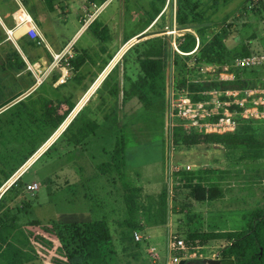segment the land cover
Wrapping results in <instances>:
<instances>
[{
  "label": "rangeland",
  "instance_id": "1",
  "mask_svg": "<svg viewBox=\"0 0 264 264\" xmlns=\"http://www.w3.org/2000/svg\"><path fill=\"white\" fill-rule=\"evenodd\" d=\"M200 1L202 5L200 12L203 19L199 24H209L202 27L206 28L202 30L206 43L218 35L225 40L230 51H239V55L232 58L234 61L243 57H256L260 61L251 68L234 69L238 70L235 75L238 74L242 79L249 81L252 88L238 92L236 97L239 102L245 100L246 107L250 110L245 114L247 116L245 118L236 116L237 129L241 128L253 133L262 143V150L258 153L259 156H251L234 146L212 145L186 148L171 143V124L180 122L177 118L172 121V92L178 89L175 91L179 93L176 97L179 99L182 97L183 89H188L187 81L188 83H195L199 80L206 82L207 78L220 81V69L215 68V72L214 70L202 72L193 64L190 57L176 54L173 47L174 42L177 43L178 39L187 32L177 23L178 0L176 5L174 2L170 5L166 2L162 7L160 15L162 18L149 31H146V28L155 14L157 0H114L106 10L108 13L115 10L123 13L121 21H124L126 38L132 40L125 48L127 54L120 61L118 75L122 76V68L125 67L132 79L135 81L138 79L141 73L138 61L149 46V41L162 37L167 49L166 81L162 87L161 96H151L153 105L149 110L137 100L124 102L123 95L113 98L111 104L115 107L118 104L125 106V111H121L120 118L123 124L118 128L126 139L125 168L121 175L113 168L109 170L107 176L98 178V182L94 184L95 196L108 208L110 220H123L122 218L126 216L123 201L126 184L134 191L138 205L142 209L139 214L141 217L137 220L145 223L140 228L143 234L151 240L145 241L144 245L148 248L151 243L155 245L152 254L147 251L141 253L139 250L132 254L129 250L122 252V244H117L119 255L116 256L114 264H169L170 235H179L188 242V236L196 231L200 233L240 231L247 226L246 216L248 217L253 210L262 207L264 203V0ZM63 3L61 0L56 2V11L49 13L43 0H0V16L4 20L8 17L5 21L9 28H13L12 15L19 8V4H23L36 23L38 20L43 23V31L45 30L44 34L48 40L58 34L60 39L68 42L79 25H75L77 15L74 9L65 16ZM103 3L104 0H91L90 13H95ZM130 30L134 33L131 34ZM122 31V29L119 31L115 29L116 35L109 36L115 47L120 44L118 39L121 38ZM135 31L142 33L137 36ZM190 31L198 36L197 31ZM108 33L110 34L106 29L105 35L107 36ZM7 38L6 34L0 33V103L19 88L18 84L7 76L13 73L8 57L16 50L12 42H7ZM17 41L19 46L26 48L30 53L34 52L33 56L40 47L23 35H20ZM121 42L125 44L124 39ZM198 45L199 39L197 40ZM243 48L248 51V56H240ZM173 64H176V72L173 70ZM180 81H184L186 86H181ZM216 98L206 97L211 101ZM210 108H215V106L211 104ZM110 114L111 112L107 115ZM109 117L111 122L116 116L110 115ZM2 122L5 123V119H2ZM111 124L115 126V123L111 122ZM19 126L25 128L23 123ZM13 130L8 129L5 137H0V169H4L7 174L36 144L33 138L25 142L21 141V137L18 136L21 133L20 127H16L15 132ZM12 132L16 141L8 136ZM22 134L25 135L28 132L23 130ZM113 146L109 148L108 157L89 156L88 162L77 163L78 169L83 165L90 164L95 167L110 162ZM51 156L52 154L47 155L23 178L25 183L36 182L40 186V189L34 193L35 196L26 194L29 215L23 217V221L35 219L43 222L52 220L57 222L63 219L89 218L92 202L85 198V188L71 189L68 187L64 192L62 187L67 186L71 178L68 174L61 179L56 178L62 175L60 169L63 170L64 165H69L70 156H64L62 160L56 162L48 160ZM106 158L109 160L100 161ZM91 173L100 174L99 171L89 172ZM48 178L53 180V185L50 181L48 182ZM91 178L83 176L79 181L81 184L85 182L88 184ZM189 178H194L197 182L220 185L224 196L210 203H197L190 190L186 188ZM188 245L196 251L197 259L183 260L180 264H204L206 260L214 259V255L226 247L227 241L216 239ZM33 264L48 263L41 258Z\"/></svg>",
  "mask_w": 264,
  "mask_h": 264
},
{
  "label": "trees",
  "instance_id": "2",
  "mask_svg": "<svg viewBox=\"0 0 264 264\" xmlns=\"http://www.w3.org/2000/svg\"><path fill=\"white\" fill-rule=\"evenodd\" d=\"M48 9L54 11L55 3L59 0H43ZM93 1V0H92ZM157 7L154 9V16L150 24L154 22V28L158 21L162 18V7L167 0H157ZM253 1V0H251ZM200 0H178L177 23L181 28H186L191 24H199L202 22V13ZM159 18V19H158ZM149 24V25H150ZM206 28L194 29L198 36L191 31H187L178 39L179 56L190 57L193 64L199 69L205 66H217L222 71L226 64L232 63L235 56L239 55V51H230L225 40L216 35L210 42L205 41L204 31ZM26 29H23L25 32ZM99 37L104 39L100 34ZM199 45L197 46V40ZM240 56H248L249 53L245 48ZM166 43L162 37H158L149 41V46L141 54L139 64L141 74L136 81L132 82L131 88L125 93V98L136 97L149 110L153 105L151 96H161V90L166 81L167 62H166ZM15 58L19 59L17 53L8 57V62ZM245 58V57H243ZM232 59V60H231ZM231 60V61H230ZM19 66L24 70L26 65L20 59ZM173 70L176 72V64H173ZM235 76L233 80H220L211 82L192 83L187 81L181 82V86H186L192 93V99L199 101L206 98L199 92L217 89L221 92L236 91L242 92L251 88V83L242 79L238 74V70L234 68L229 71ZM110 77V76H109ZM108 77V78H109ZM108 78L104 82H108ZM103 84V85H104ZM178 90V89H177ZM116 94L115 92L112 95ZM224 97V98H223ZM223 100L227 97L224 95ZM74 105L70 104L69 109L62 115L58 116L51 123L52 129L56 130L67 119L73 111ZM235 110H242L239 106L234 107ZM51 114H56L57 109H50ZM180 121V120H179ZM75 124H81L82 128L78 129L80 139H85L93 134L98 125L87 120L84 113H80L74 120ZM121 131H117L113 152L111 153V161L98 166L99 177L90 180L91 186L85 197L91 202V215L84 219H63L61 221L52 220L43 222L41 220H27L22 222V218L29 214L27 208L8 209L0 218V264H30L34 263L42 255H50V251L54 254L50 258L51 264H114L116 262L117 252L115 249L113 237L109 227L110 216L106 205L96 199V187L94 184L98 182V178H104L109 174L110 169H115L118 174H122L125 168L126 160V139ZM173 143L175 146H183L193 148L198 146H234L240 148L246 154L251 156H259L262 150V143L250 131L241 128L235 132L225 133H190L187 134L182 121L176 123L173 130ZM78 141V139H75ZM16 170L12 171L13 174ZM9 177V175H8ZM7 177V178H8ZM1 186V182H0ZM126 192L123 196L124 209L126 216L122 218L129 227H136L138 215L142 212L133 190L125 184ZM197 203L205 204L221 199L224 196L222 187L216 183L206 184L203 181H195L194 178L187 179V185ZM3 203L0 202V210ZM29 204H27V207ZM23 216V217H22ZM247 226L240 231L224 232V233H200L198 231L188 236V244H197L198 242H207L209 240H225L226 247L221 252V260L227 264H264V203L263 206L253 210L248 217L246 216ZM30 227H36L43 230L46 234L52 235L58 239V244L46 237L35 234ZM40 250V251H39Z\"/></svg>",
  "mask_w": 264,
  "mask_h": 264
},
{
  "label": "crops",
  "instance_id": "3",
  "mask_svg": "<svg viewBox=\"0 0 264 264\" xmlns=\"http://www.w3.org/2000/svg\"><path fill=\"white\" fill-rule=\"evenodd\" d=\"M61 1H63V5H65V16L70 14L74 9L77 15L75 25H79L68 42L60 39L58 34H56L53 39L48 40L47 36L44 34L45 30L43 31V23L40 22V20H38L37 25L44 36L46 46H40L35 52L36 56L32 55L34 52L30 53L26 48L19 46V43L16 46L7 38V42H12L16 47V50L14 49L16 52L13 51L11 55L13 56L15 53L19 55L18 60L13 58L12 61L9 62L13 73L7 76L9 79L16 82L19 88L0 103V137H5L8 129H14L13 132H15L16 127H20L21 133H19L18 136L21 137V141L25 142L27 139L31 140V138H33L36 144L30 152L17 162L18 164L16 163V166L10 169L9 174L5 173L4 169H0V202L3 203L2 209L0 210V218L8 209H29V207L26 206L28 204L25 199L26 194L35 196L34 193L40 189V186L37 191H29L27 186L36 182L25 183L23 178L34 166L49 154H52V156L48 158L51 162L62 160V158L67 155L70 156L69 165H64L63 170L60 169L62 175L56 176L57 179H61L64 175L68 174L71 178L67 186H61L62 190L65 192L68 187L71 189L74 187H83L85 188L86 194L88 186L92 184L90 182H88V184H86V182L85 184H81L79 180L83 176L92 177L91 179L99 177L100 174H89L91 171L98 172V166L94 167L89 164L83 165L78 169L77 163L83 161L88 162L89 156L108 157L110 155L109 148L114 145L116 132L123 124L120 120L121 111H125V106L122 107L118 104L117 107H115L111 105L113 103V98L123 95L124 102H131L132 100L140 102L136 97L125 98V93L130 90L132 82L135 81L127 73L126 68H122V76L117 74L120 61L127 54V49L125 48L132 41L126 38L127 33L123 24L124 21H121L123 13L118 10L108 13L106 10L108 5L97 13L94 22L90 26H84V20L88 15L92 14L89 9L91 0ZM48 11L52 13L55 12L56 9L54 11L49 9ZM5 20H8V17H5ZM5 20L0 16V28L2 26L4 27V25L8 26ZM153 25L154 22L146 28V31L152 30ZM106 29L110 32L107 36L105 35ZM115 29L118 31L120 29L123 30L121 38L118 36V40L120 41L118 47L112 45V38L109 37L115 34ZM130 32H132L131 34L134 33L133 30H130ZM136 32L137 36L142 33L135 31V33ZM0 33L5 34L4 31L1 30ZM23 33V30L17 31L15 38L18 39ZM99 34L104 39H101ZM122 39L125 40V44H122ZM41 50H43V52ZM65 50H67V54L60 64L52 70H47L52 62L50 51L53 53H62ZM24 55L31 61L39 60L43 63V72L47 71L45 75L41 72V75L44 77L41 82L37 83L33 74L26 72L25 69L21 70L19 66H12L15 63L19 65L20 59L24 62ZM138 65L140 66L139 61ZM220 74H222V71H219V75ZM107 78L108 82L104 84ZM127 82L129 83L128 85ZM121 84L123 85L122 87ZM113 92L116 94L112 95ZM70 104L74 105L73 111L59 128L53 130L51 123L55 121L58 116L66 112ZM133 107H135V105H133ZM55 108L57 109V113L51 114L49 110ZM81 112L84 113L85 119L91 120L98 125L97 130L85 139H80L78 136V129L82 128L81 124L73 123ZM109 112H111L110 115L116 116L113 118L111 117V122L115 123V126H112L109 120L110 115H107ZM2 119H5V123L2 122ZM116 121H118L119 124ZM22 123L25 128L19 126ZM23 130H26L28 134L23 135ZM13 132L8 136L13 137L15 140ZM75 139H78V141H75ZM107 160L109 159L106 158L100 161L104 162ZM14 170L16 171L11 174ZM79 172L84 174L82 175ZM49 181L53 185V180L51 178H48V182ZM51 194L54 195L55 193ZM138 217L141 216L138 215ZM22 222H25L23 218ZM135 223L136 227L131 228L124 220L116 219L109 222L117 255H119V246L117 244H122V252L124 250L126 252L129 250L132 254L135 253L136 250H139L141 253L147 251L152 254L154 252H152V249L155 245L151 243L149 248L144 245L145 241H151L149 237L143 234L140 228L145 225V223H140L138 220H136ZM30 230L35 232V234H40L53 241L55 245L58 244V239L56 237L46 234L43 230L36 227H30ZM135 231L144 235V242H136L134 239ZM49 253L50 255L48 256L40 252L44 262L51 264L50 258L54 254V251L52 250ZM39 260H41V258Z\"/></svg>",
  "mask_w": 264,
  "mask_h": 264
},
{
  "label": "built area",
  "instance_id": "4",
  "mask_svg": "<svg viewBox=\"0 0 264 264\" xmlns=\"http://www.w3.org/2000/svg\"><path fill=\"white\" fill-rule=\"evenodd\" d=\"M114 0H104L102 6L93 14H90L84 20V26H90L96 16L97 13L110 5ZM171 2H174L176 5L177 0H167L168 5ZM12 20L14 27L9 28L4 25L0 28L1 31L7 35L8 40H11L16 46L18 44L17 38H15V34L19 30H23L26 28L25 32L22 34L24 37H27L30 41L36 43L38 46H43L45 44L44 36L40 31L34 17L30 14V12L26 9L23 4H19V8L13 13ZM174 50L180 54V50L178 49V45L174 42ZM52 62L48 66L47 70L54 69L63 58L67 54V50L62 53H53L50 51ZM24 63L26 65L25 71L32 73L35 77L37 83L41 82L44 77L41 75V72L44 70V65L39 60L31 61L26 55L23 56ZM260 62L256 57H247V58H238L233 61L231 64H226L222 68V74H220L219 80H233L234 75L230 74L229 71L232 68H251L256 66V64ZM215 68L217 66H208L203 67L202 72H210V70L216 71ZM46 70V71H47ZM45 71V72H46ZM45 72L43 74L45 75ZM212 80L206 79V82H211ZM205 82V81H201ZM177 90V89H175ZM172 92V101H171V116L172 121L176 118L182 121L183 126L187 134L196 132V133H225V132H235L238 127V123L236 121V116L247 117L245 114L250 110L246 107V101L243 100L241 102L237 101L236 97L238 92L236 91H226L221 92L217 89H211L209 91L199 92V94H203L206 97H217L214 101L209 99H201L199 101H194L192 99L193 93L188 89H183L182 97L176 99L179 96V93L176 91ZM178 91V90H177ZM227 97L226 100L221 99L222 95ZM211 104L215 106V108H210ZM170 106V105H169ZM240 106L242 109L235 110L234 107ZM175 118V119H174ZM208 119V120H206ZM172 126V137L173 130L176 124L173 122ZM171 137V143H173V139ZM39 185L37 183L31 184L27 186L29 191H37ZM134 239L136 242H144L145 237L140 232L135 231ZM155 249H152V252ZM168 251L171 254L169 264H180L183 260L191 261L197 259L196 251H193L192 248L188 245V243L181 236L172 234L169 237L168 243ZM221 252L219 251L214 255V259H220Z\"/></svg>",
  "mask_w": 264,
  "mask_h": 264
},
{
  "label": "water",
  "instance_id": "5",
  "mask_svg": "<svg viewBox=\"0 0 264 264\" xmlns=\"http://www.w3.org/2000/svg\"><path fill=\"white\" fill-rule=\"evenodd\" d=\"M209 25L208 23H203V24H197V25H190L185 28V30L190 31L198 28H202ZM204 264H224L221 260L219 259H211V260H206Z\"/></svg>",
  "mask_w": 264,
  "mask_h": 264
},
{
  "label": "flooded vegetation",
  "instance_id": "6",
  "mask_svg": "<svg viewBox=\"0 0 264 264\" xmlns=\"http://www.w3.org/2000/svg\"><path fill=\"white\" fill-rule=\"evenodd\" d=\"M219 260H221V259H219ZM222 261V260H221Z\"/></svg>",
  "mask_w": 264,
  "mask_h": 264
}]
</instances>
